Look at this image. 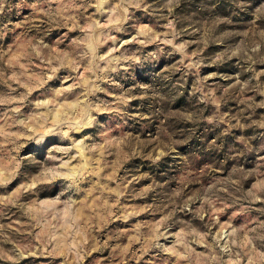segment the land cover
<instances>
[{"label":"rangeland","instance_id":"1","mask_svg":"<svg viewBox=\"0 0 264 264\" xmlns=\"http://www.w3.org/2000/svg\"><path fill=\"white\" fill-rule=\"evenodd\" d=\"M0 264H264V0H0Z\"/></svg>","mask_w":264,"mask_h":264}]
</instances>
